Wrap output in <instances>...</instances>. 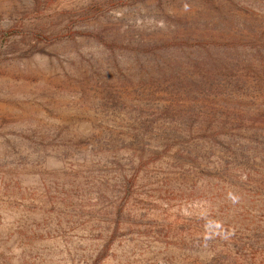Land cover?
Listing matches in <instances>:
<instances>
[{
	"label": "rangeland",
	"instance_id": "rangeland-1",
	"mask_svg": "<svg viewBox=\"0 0 264 264\" xmlns=\"http://www.w3.org/2000/svg\"><path fill=\"white\" fill-rule=\"evenodd\" d=\"M0 264H264V0H0Z\"/></svg>",
	"mask_w": 264,
	"mask_h": 264
}]
</instances>
